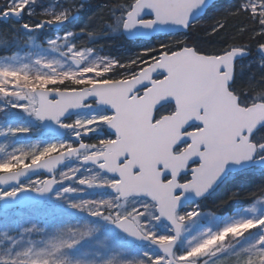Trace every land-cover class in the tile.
<instances>
[{"label":"snow or ice","instance_id":"6c2138e0","mask_svg":"<svg viewBox=\"0 0 264 264\" xmlns=\"http://www.w3.org/2000/svg\"><path fill=\"white\" fill-rule=\"evenodd\" d=\"M0 24V264H264V0H0Z\"/></svg>","mask_w":264,"mask_h":264},{"label":"trees","instance_id":"16d2710c","mask_svg":"<svg viewBox=\"0 0 264 264\" xmlns=\"http://www.w3.org/2000/svg\"><path fill=\"white\" fill-rule=\"evenodd\" d=\"M101 3L104 0H100ZM77 27L79 25H76ZM5 25L0 24V30L5 29ZM162 38V37H156ZM155 39V38H154ZM154 39H151L148 42H127L124 38H114L111 36L101 37L94 41V43L101 46L100 53L102 55H109L114 57H125L131 55L132 53L139 50L140 47L149 44L150 42H154ZM236 187L235 184H222L219 189L208 198L207 204L205 205L208 208H211L212 205L216 204L218 201L226 199L229 195L230 191L234 190ZM235 206V202H229L224 208L219 210L218 215H222L230 212Z\"/></svg>","mask_w":264,"mask_h":264},{"label":"rangeland","instance_id":"374dc122","mask_svg":"<svg viewBox=\"0 0 264 264\" xmlns=\"http://www.w3.org/2000/svg\"><path fill=\"white\" fill-rule=\"evenodd\" d=\"M58 2V0H41V4H43L45 7H49L51 8L53 5H55L56 3ZM41 9H37V11H40ZM17 49L13 46L10 50L6 51L5 50V45L4 44H0V56H3V55H11L13 54V52H15ZM20 54L23 55V49H21L20 51ZM23 123H29L27 121H22ZM31 127H33L35 130L31 133V136H30V139L32 140H36V139H48V138H51V137H45L42 135V130L39 129V126H36V125H30ZM233 210V209H232ZM232 210L228 213H225V214H222V215H219L221 217L225 216V215H230ZM31 219H34L40 223H44L45 222V219H46V216L44 215L43 212L41 213H37L36 215L32 216ZM23 222V221H21ZM205 223H207V221H205Z\"/></svg>","mask_w":264,"mask_h":264},{"label":"water","instance_id":"95a60500","mask_svg":"<svg viewBox=\"0 0 264 264\" xmlns=\"http://www.w3.org/2000/svg\"><path fill=\"white\" fill-rule=\"evenodd\" d=\"M163 35H165V34H163V33H161V34H158L157 36H163ZM126 41H130V42H133V41H144V42H146V41H148V40H150V39H152V38H149L148 40H145V39H143V38H137V39H135V40H129L128 38H124ZM40 128V127H39ZM41 129V128H40ZM42 130V135L43 136H51V137H53L52 136V134H50V133H47V132H45L43 129H41ZM35 178V177H34Z\"/></svg>","mask_w":264,"mask_h":264}]
</instances>
